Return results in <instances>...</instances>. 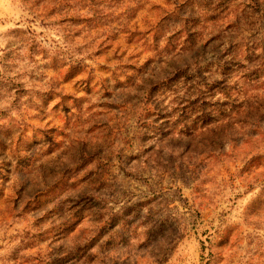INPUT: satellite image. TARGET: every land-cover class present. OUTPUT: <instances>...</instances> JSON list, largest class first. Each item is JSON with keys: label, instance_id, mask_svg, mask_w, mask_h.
<instances>
[{"label": "rangeland", "instance_id": "obj_1", "mask_svg": "<svg viewBox=\"0 0 264 264\" xmlns=\"http://www.w3.org/2000/svg\"><path fill=\"white\" fill-rule=\"evenodd\" d=\"M0 264H264V0H0Z\"/></svg>", "mask_w": 264, "mask_h": 264}]
</instances>
